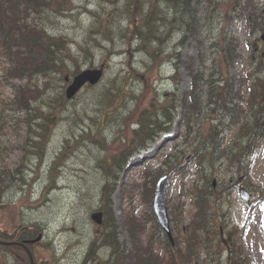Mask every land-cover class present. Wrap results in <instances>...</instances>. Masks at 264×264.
Returning <instances> with one entry per match:
<instances>
[{"label":"trees","instance_id":"obj_1","mask_svg":"<svg viewBox=\"0 0 264 264\" xmlns=\"http://www.w3.org/2000/svg\"><path fill=\"white\" fill-rule=\"evenodd\" d=\"M191 2L192 0L167 1L166 3L176 14L168 20V15L155 0H107L108 10H104L102 15L98 14L103 17L99 23L100 28L92 33L96 37H92L90 43L85 42L84 47L80 46L85 53L95 46L103 47L98 39V36H101L107 42L106 51L108 52L117 54L125 52L133 56L134 51L144 50L150 58L146 61L141 60L137 66L133 64L132 59H126L125 67L121 69L109 88L99 89V83L83 89L91 90V94L87 96V102L82 111L79 114H73L80 122L83 121V116L91 123L82 129V133L76 136L75 141H65L63 150L57 156L50 172L51 179L54 181L56 174L60 171L55 167L56 164L61 166L64 159L77 150V145H83L84 141L100 146L101 155L95 158V165L100 170L102 180L98 188L97 209L103 212L104 220L102 230L94 233L95 239L92 243L96 244L95 248L105 247L104 249L119 251L122 257L120 264H137L139 262L137 257L141 254L137 251L141 247L154 248L157 245L162 248L163 257L151 259L152 262L149 263H146L144 259L143 264H195V260L200 255L211 262L209 253L211 246L218 250L224 247L219 238L220 230L217 221L220 217H217L215 213L218 209L214 206L215 192L210 180L213 176L208 177L206 166L213 167V163L224 161L222 164L229 170L224 180L232 184L230 188L226 187L225 191L237 185L240 174H243V177H240V183L247 184L250 159L256 148L264 143V127H262L264 107L260 103L264 95V83L261 82L258 87L253 85L251 88L250 84L246 83L247 74H244L245 78L239 75V85L234 86L231 79L227 75L224 76L227 72L225 67L231 66L237 60L232 59L234 56L238 57L235 44L232 43L234 46L229 44L225 49L227 59H220L221 68L214 70L215 74L208 75L210 80L202 69L199 70L201 67L199 60H197L199 66L193 62L187 63L185 66L191 83L180 99L174 98L175 93L163 91L159 94L150 86L152 73L154 72V75L165 60L161 57L165 32L170 34L174 31L173 25H181L182 13L189 24L194 22V18H189L186 14L190 9L194 12ZM73 8L72 0H0V46L10 59H19V62H22L20 65L24 67L22 71L19 68L11 69L17 79L24 81V85L16 89L14 99L7 105L9 110L16 105V109L24 114L23 119H18L14 123L23 121L28 127L24 146L19 147L23 152L21 167L25 166L24 160L27 154L35 155L41 164L49 130L53 124L51 121L53 114L56 113L59 117L61 113L69 110L66 107L64 88L58 86L60 90L54 95L49 94L48 91L53 87V83L64 86L65 75L74 76L79 72V65L73 56L71 41L49 33L46 28L47 20L43 18L44 15L49 14L64 15ZM119 15H125L127 21L117 19ZM153 15L156 16L153 24L150 27H143ZM121 21L125 23L124 28H121ZM196 23L195 21L194 24ZM261 23L262 21H258L257 24L261 26ZM189 28L193 29V25ZM174 33L176 31L172 32V36ZM184 37H186L185 34ZM116 38L124 47L123 50L116 51L114 43ZM134 43H137L135 48ZM87 55L90 56L89 53ZM263 66V63H259L258 70L261 71ZM37 75L40 84L33 81L34 76ZM215 77H218L216 81H214ZM132 80L140 87L129 88V82ZM150 92H153L151 96ZM245 92L248 97H245ZM39 103L45 105L47 109L40 108ZM90 104L94 106L93 114H88ZM130 104L132 106L128 107ZM179 110L181 114L180 119L177 120L176 113ZM202 115L203 118L199 120ZM6 122L7 120L0 116V239L21 242L35 238L39 234V228L36 225L27 226L21 221V210L27 203L25 198L15 203L5 202L2 199L3 193L7 190L25 184L24 171L21 167L11 171L2 167L3 156L7 155L8 150L6 144L1 142ZM113 123H115L112 127L114 134L111 140H108L103 134V127ZM174 124L178 125L179 129L183 128L184 132L171 139V146L167 151H164L165 146H162V152L157 158L160 166L154 170L157 172L156 175L149 179L150 168L153 165L150 159L141 166L138 173L143 184H147L150 180L149 203L152 201L156 180L160 176L184 175L187 166L192 163L197 169V174L202 176L203 185L206 186L194 185L191 189L193 212L186 225L179 229V232L183 233L180 242L175 241V245H172L154 221V228L157 235L160 234L161 240L155 241L150 234L144 243L140 240L141 225L138 221L127 220L124 225L131 239V249H127L129 246L120 240L121 225L114 217L112 197L117 187L122 185L121 180L127 179L130 174L129 169L134 168L133 165L131 168L127 165L129 158L148 149L161 133L170 132ZM194 129L198 130L191 140L188 139L191 141L189 153L185 154L184 150H177L179 140L187 144L185 132L188 137L189 132ZM189 156L190 160L187 159ZM128 185L129 188L127 186L125 194L130 199L131 193L139 187V184L132 180L128 182ZM223 189L224 187H221L217 192L221 194ZM262 190V192H256V196L264 201V189ZM4 212L10 213V219L2 218ZM150 215L155 220L151 211ZM38 245L39 243L29 245L32 254L36 260L37 258L45 260V256L37 252ZM0 249L6 251L7 255L14 256L15 264H29L21 248L0 246ZM197 255L198 257H195ZM242 261L241 253L231 252L226 264H243ZM6 262L2 260L0 264ZM213 264L222 263L219 259Z\"/></svg>","mask_w":264,"mask_h":264},{"label":"rangeland","instance_id":"obj_2","mask_svg":"<svg viewBox=\"0 0 264 264\" xmlns=\"http://www.w3.org/2000/svg\"><path fill=\"white\" fill-rule=\"evenodd\" d=\"M255 1L259 2L258 0ZM260 2L261 5H264V0H260ZM72 3L74 8L65 12L64 15H44L43 20H47L46 28L49 33L65 37L69 42L71 41L70 47L79 65V70L89 66L104 65L105 74L99 89L111 86L121 69L125 67L126 59H132L135 66L141 60L150 59L144 50L134 51L133 56H129L125 52L120 54L108 52L106 51L107 42L101 36H98V39L103 47L95 46L92 50L88 49L90 54L88 56V53L83 52L80 46L84 47L85 42L90 43L92 37H96L92 33L100 28L99 23L103 17L99 15H102L104 10H108L107 0H72ZM158 3L159 7L163 8L168 15V20L176 15L168 3L165 1ZM231 7L228 0H201V5H197V16H194L192 9L186 12L189 18H194V22L190 24L185 19L184 14H181L180 21L183 30L181 32L176 31L172 36V41L163 42L162 52L166 51L167 55L164 56L166 60L159 67V70L154 75L153 72L150 77L152 89H156L159 94H162L163 91L175 93L174 98L180 99L183 92L189 89L190 84L186 63L192 61L198 65L197 60H199L200 66L205 67L207 71L215 70L219 53L226 46L222 43L227 41L230 35H235L238 39L236 43L232 42L238 47V57H235L237 60L231 66L226 67L227 72L224 76L227 75L234 86L239 85L238 77H240L239 75L244 77V74H247L246 83L250 84L249 87L251 88L253 85L258 87L261 82L264 83L262 80L264 78V66L261 71L256 67L254 74L251 64L253 59H251L250 49L247 47L248 43H252L256 47L257 55L255 57L259 59L258 56L264 53V42L257 38H261L260 36L264 32L255 33V30L258 29L256 25L250 30L245 22L240 19L236 20L237 15L231 11ZM195 21L196 24H194ZM120 25L121 28L125 27L124 22ZM192 25L193 29H190L189 27ZM112 36L114 35L112 34ZM114 43L116 51L124 49L119 39L116 38ZM136 44H133L134 48L137 46ZM21 63L19 59H10L0 46V116L7 120L4 124L5 131L1 135V142L8 147L7 155L3 156L2 167L10 171L21 167L23 152L19 147L24 146L23 143L28 135L27 123L25 124L23 121L14 123L18 119H23L24 114L16 109V105L10 110L7 106L9 101L14 99L16 88L18 90L24 85V81L17 79L11 71V69L18 68L22 71L24 67L20 65ZM216 79L217 77L214 78V81ZM33 81L40 84L38 75L34 76ZM129 84V88L132 89L140 87L133 80ZM58 86L66 87L53 83V87L48 91L49 94L58 93L60 90ZM249 93L251 95L250 89ZM90 94L91 90H82L73 99H66V107L69 109L67 112L64 111L59 117L56 113L53 114V120L51 119L53 124L49 130L48 142L44 149L41 164L35 155L27 154L24 160L25 166L21 167L24 171L25 184L7 190L2 196L5 202L13 201L15 203L22 198L27 201L21 210V221L27 226L36 225L39 228V233L43 234V239L36 246V249L45 256V260L40 259L37 264H81L84 256L90 253V245L95 239L94 233L102 230L90 219L91 213L98 208V188L102 183L100 170L95 165V158L101 155L100 146L84 141L83 145H77V150L64 159L61 166L56 164L55 167L59 168L60 171L56 174L54 181H52L50 173L57 156L63 150L65 141H75L76 136L82 133V129L86 125H90L91 122L85 120L83 116V121L80 122L73 114H79L82 111L87 102V96ZM152 94L153 92H150L149 95ZM46 96L49 97L47 94ZM245 97H248L247 92H245ZM38 106L44 110L47 109L45 105L40 103ZM131 106L132 104L128 107ZM93 107V104H90L88 114L94 113ZM176 114L177 120H179L180 110ZM202 118L203 115L199 117V120ZM114 125L115 123L107 124L103 127V134L108 140L113 137L114 128L112 127ZM197 130H191L192 132H189L188 137L187 132H185V143L187 144L179 140L177 150H184L185 154L189 153V144L191 143L189 140L192 139ZM181 132H184V129H179L178 125L174 124L169 134L161 133L149 149L133 156L128 165L131 168L133 163H139L143 157L151 158L154 155L155 157L151 159L153 165L150 168L151 174L149 176V179H152L157 173L154 172L155 168L160 166V161L157 158L162 152L161 146H164L165 143L164 151H167L171 146L170 142L167 141ZM162 142H164L163 145ZM223 162L213 163V167L211 165L206 166V172L209 173L208 177L213 176L210 180H215V185L212 187L215 192L214 206L218 209V212L215 213L217 217H220L217 223L219 227H222L226 242L223 247L226 249L228 247L229 253L224 248L218 250L211 246L209 251L211 262L200 255L195 260V264H213L219 259L222 264H226L231 252L233 254L241 253L243 264H264V205L254 203L258 198L256 192H262L264 189V145L257 147L252 157L247 184L240 183V177H243V174H240L237 185L231 190L225 191L226 187L230 188L232 184L224 180L229 170L224 167ZM140 169L141 167L129 169L130 174L127 179L121 180L123 181L122 185L117 187L112 197L114 217L121 225L120 240L129 247L131 239L124 225L127 220L138 221L141 225L140 240L144 243L150 234L153 235L155 241L161 240L160 234L157 235L154 228L155 220L150 215V211H152L151 203L148 200L151 194L150 180L147 184H143L142 178L138 176ZM132 180L139 184V187L134 189L131 198L128 199L125 191L127 186L129 188L128 182ZM203 184L202 176L197 174V169L193 163L186 168L184 175L172 176L168 180L166 204L174 230V241L176 242L182 240L183 233H180L179 229L186 225L193 212L191 189L194 185L205 187L206 185ZM221 187H224V191L219 194L217 191ZM239 188H244V191L249 194L248 207L239 197ZM2 218L10 219V213L4 212ZM227 239H229L228 242ZM93 247L95 248L96 244ZM103 248L105 247L95 248L98 255H101ZM141 249L149 250L152 253L151 259L163 257L160 245L154 248L141 247ZM5 252L0 249V261L6 260L8 264H15L14 256L7 255ZM88 264H93V262L90 261Z\"/></svg>","mask_w":264,"mask_h":264},{"label":"water","instance_id":"obj_3","mask_svg":"<svg viewBox=\"0 0 264 264\" xmlns=\"http://www.w3.org/2000/svg\"><path fill=\"white\" fill-rule=\"evenodd\" d=\"M102 76V70L100 69H85L82 70L79 74H77L70 85L66 89V97L68 99L72 98L85 84L89 83L91 85L96 84ZM167 185V177H161L156 185V193L153 198L152 202V210L156 216L157 222L161 226L162 230L165 232V234L168 236V238L172 240L171 237V232H170V223L168 219V211L166 207V201H165V189ZM241 197L247 201L248 197L244 194L241 193ZM92 220L97 223L101 224L102 223V213L101 212H96L93 213L91 216ZM41 239V235L37 237L36 240L29 241L30 243L39 241ZM29 242H6V241H0V245L2 246H17L21 247L26 254L29 257L30 264H34L31 253L26 246V243Z\"/></svg>","mask_w":264,"mask_h":264},{"label":"bare ground","instance_id":"obj_4","mask_svg":"<svg viewBox=\"0 0 264 264\" xmlns=\"http://www.w3.org/2000/svg\"><path fill=\"white\" fill-rule=\"evenodd\" d=\"M148 11H150V10H148ZM117 19L119 18V19H121L122 21H127L126 20V18H125V15H119V16H117L116 17ZM154 20H156V16H154L153 15V17H152V19L146 24V25H144L143 27H150L152 24H153V22H154ZM121 21V22H122ZM174 27H173V30L174 31H182L183 29L181 28L182 26L179 24V25H173ZM185 28V27H184ZM143 29H146V28H143ZM174 31H171L170 32V34H169V32H165V34H164V37H163V40L164 41H166V43H168L169 42V40L170 41H172V32H174ZM159 52V51H158ZM160 53V52H159ZM161 54V53H160ZM165 55H167V53H166V51L164 50L163 52H162V54H161V57L162 58H165L164 56ZM4 194V193H3ZM171 237H173V233L171 234ZM174 238V237H173ZM95 243H92L91 245H90V253H92V255H90V253H88L87 255H85L84 256V259L83 260H81V264H88V262H93V264H100V262H101V260H102V257H101V255L99 254L98 255V253L96 252V250L94 249V247H93V245H94ZM6 264H8V263H6ZM110 264H115V261L113 260Z\"/></svg>","mask_w":264,"mask_h":264},{"label":"flooded vegetation","instance_id":"obj_5","mask_svg":"<svg viewBox=\"0 0 264 264\" xmlns=\"http://www.w3.org/2000/svg\"><path fill=\"white\" fill-rule=\"evenodd\" d=\"M141 254H144V258L147 260V261H151V257H152V254L149 253V252H145V250H141L140 251ZM101 257H102V260L100 262V264H110L113 260L115 261V264H120V255L118 253V251H113L111 249H103L102 252H101Z\"/></svg>","mask_w":264,"mask_h":264}]
</instances>
